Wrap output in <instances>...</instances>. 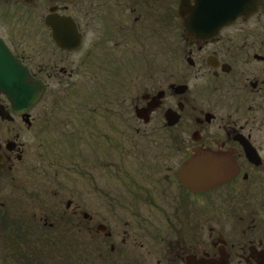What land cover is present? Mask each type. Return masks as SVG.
I'll return each mask as SVG.
<instances>
[{"label": "flooded vegetation", "instance_id": "1", "mask_svg": "<svg viewBox=\"0 0 264 264\" xmlns=\"http://www.w3.org/2000/svg\"><path fill=\"white\" fill-rule=\"evenodd\" d=\"M213 1L0 0V45L26 71L29 82L42 88L38 100L22 110L0 92V224L9 213L11 187L17 190L15 184L37 179L42 183L44 177L51 179L53 167L59 172L68 165L90 182L95 174L130 184L131 190L115 196L112 191L95 193L100 200H121L119 207L133 215L159 214L167 226L165 234L149 233L145 256L137 254L142 243L130 250L123 247L128 238L114 244L106 219L96 223L87 214L78 226L104 237L96 245L101 264H264V0H257L254 13L247 10L214 35L191 39L184 20L196 5L203 13L213 12ZM182 2L188 11L183 17ZM253 21L258 23L255 35L233 30ZM178 37L185 45L173 60L168 46L171 54L166 57L169 62L182 59L184 74L173 73L165 81L160 73H167L148 62V75L154 79L148 86L155 89L138 97V87V101L131 100L130 117L142 127H126L127 112L120 105L104 114L77 111L67 108L76 95L48 93L51 87H78L84 81L90 91L86 101L93 99V85L123 92L137 84L129 73L142 64L131 38L147 61V46L165 48ZM211 154L214 160L207 159ZM230 172L227 181L206 183L211 174ZM88 194L93 197L92 187ZM16 227L17 248L42 231L37 224ZM93 240L86 244L92 257ZM59 241L25 244L28 253L52 251L46 258L3 250L0 264H76L73 250L67 254V245ZM89 254L82 257L85 264Z\"/></svg>", "mask_w": 264, "mask_h": 264}, {"label": "rangeland", "instance_id": "2", "mask_svg": "<svg viewBox=\"0 0 264 264\" xmlns=\"http://www.w3.org/2000/svg\"><path fill=\"white\" fill-rule=\"evenodd\" d=\"M257 28L258 23L253 21L249 25H236L233 30L246 31L249 32V34L252 33L250 35H255ZM260 34L261 33L259 31L256 35L260 36ZM131 39V47L134 48L132 51L140 54V61H142V64L137 65L135 74L129 73V78L134 80L137 84L133 86H126L123 92H118L116 94L113 92H106V89L103 86L93 85L91 96L93 99L91 101H86V96L89 95L90 91L87 89L88 82L85 81L84 85H79L78 87H51L50 91L48 92L49 95L56 97L76 95L75 98H71L67 108L69 106H74L77 111H98V114H104L106 109L107 111L109 110L111 112L115 108V105H120L125 109L128 116L127 121L129 124L125 123V126H131L132 128L136 126L142 127V122L139 123L134 118L131 119L130 115L132 113L129 111V106L131 104L132 98H137L136 90L138 87L139 89L137 91L140 93L138 97H141V95L145 93H152V91L155 89L154 86H148L150 83H152L151 80H154L148 75L149 68L146 67L148 62H150L152 66H155V70H158V72L160 70L167 73V75L160 73V76L165 81H167L170 78L169 75H173V73L184 74L185 64L183 60L176 59L172 62H169V59L166 56L169 55V53L171 54V52L168 50V46H172V51H174V54H171V56L173 60L176 57L175 51L178 52V50L183 48L185 42L181 37L172 38L167 43L165 48L164 45L152 43L151 46L146 47V56L148 60L144 61L143 48L136 44L135 40H133L134 38ZM257 39V37L256 39L251 38L252 41ZM146 45H148V43H146ZM49 57L50 55L44 56L46 62H50L51 59H49ZM116 64L120 66V60L116 61ZM123 74L125 77L126 74H128V71H124ZM149 79L150 81H148ZM138 99L139 98L136 99V102ZM86 103L89 104L86 105ZM55 107H58V105L56 104ZM67 108L64 109V111H66ZM73 109L74 108L72 107L71 110ZM98 114L96 118L97 121H100L101 119L98 117ZM157 125L159 127L164 126V124L162 125L161 123ZM94 127L97 126L94 125ZM125 136L126 138L130 139L126 133ZM125 142H127L126 139ZM141 142L144 141L142 140ZM82 150H84V148H82ZM62 156L67 158L64 154ZM129 159L131 158L129 157ZM66 162L69 165L73 164V161ZM63 164L64 163H62V165ZM57 169L58 166L53 167L50 172L51 179L44 177L42 183H40L37 179L34 183H32V181H26L15 184L18 187L17 190H13L12 187L10 188L7 199L9 203V209L7 210H9V213L7 218L2 220L5 225L2 223L0 224V261L2 255L5 254L2 252L6 249V252L13 256H21L22 254L23 256H28L29 254L33 256H30L28 259H33L34 257V259L38 257L46 258L52 254V251L44 250V252L41 253H38V251H32L28 253L27 249L30 247H26L25 244H39L37 240H48L51 242L54 240H61L59 242H64L67 245V254L70 248L73 250L72 260H76V264H85V262L81 260L84 256L86 258V255L89 254L88 251H90L88 256V264H101V260L97 256L100 254L99 248L96 245L97 240L102 239L103 236H97L95 232L90 234L85 229V226H78V223L86 221L87 214L91 217L93 216L95 220L94 222L96 223L100 222L103 218L106 219L109 228H111L113 231L114 240L111 241H113L114 244H120L121 240L128 238V243H126V245L123 247H125L127 250H130L132 245L136 243H142L144 248L141 250V252L139 251V253H137L139 255L143 254L146 256L149 254V249L145 247L149 246V233L155 234L161 231L162 234H165L167 226L164 224V220L161 215H133L131 211L124 212V210L119 207L118 202L121 200H117V198L100 200L97 198L99 194L95 193L97 190H105L108 192L112 191L113 195L115 196L117 191L131 190L132 186L130 184L121 183L119 181H107L104 178L96 176L95 174L93 176V181L90 182L87 181V178L83 172L75 173L74 170L69 169L68 165L64 166V168L60 167L59 172ZM132 170L133 169L131 168L129 171L133 173ZM54 171L55 176L52 175ZM143 172H145L144 167L141 173ZM139 179L140 178L136 177V180ZM44 181L46 184L43 183ZM90 187H92L93 197H89L88 194ZM29 193L35 195H29ZM92 201L93 203L90 204ZM67 203L71 204V208L66 206ZM76 206H79V208L77 209ZM104 206L107 208H103ZM74 212L77 213L76 217ZM17 223L37 224L39 225V229L42 231H35V235L38 236L35 238L32 237L33 235H29L28 238L30 239H28V241L25 243H21L23 247L17 248L16 241H13L14 239L16 240L17 234L20 235V232H18L20 230L16 227ZM45 223L47 226H44ZM51 224L53 227H49ZM152 224H154V226H152ZM90 238L94 239L93 244L90 246L94 247L95 252L93 253V257L91 248L86 246V244H89L88 241ZM11 240L13 242H10ZM13 244L15 248L13 247ZM69 245L73 246L70 247ZM54 248L58 250V252L61 250V247L59 248V246ZM128 253L133 255L132 250L130 252L128 251ZM53 258H55V255ZM49 259L51 260L52 258ZM9 264L18 263L15 261H9ZM45 264L48 263L45 261Z\"/></svg>", "mask_w": 264, "mask_h": 264}, {"label": "water", "instance_id": "3", "mask_svg": "<svg viewBox=\"0 0 264 264\" xmlns=\"http://www.w3.org/2000/svg\"><path fill=\"white\" fill-rule=\"evenodd\" d=\"M198 1V0H197ZM214 0L215 10L203 13L196 5L192 15L185 19L184 25L191 39L207 38L217 33L221 28L233 23L239 16L256 9L257 0ZM183 3V2H182ZM248 3V4H247ZM191 10V11H192ZM188 12L185 5L180 6V15ZM189 11V13H191ZM42 88L29 82L27 73L20 69L13 57L0 45V92L8 95L14 108L22 110L31 107L39 98ZM213 159V158H212ZM207 184L220 181V175L211 174Z\"/></svg>", "mask_w": 264, "mask_h": 264}]
</instances>
